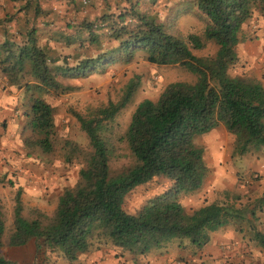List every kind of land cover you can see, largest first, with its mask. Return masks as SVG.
I'll return each instance as SVG.
<instances>
[{"label": "trees", "instance_id": "16d2710c", "mask_svg": "<svg viewBox=\"0 0 264 264\" xmlns=\"http://www.w3.org/2000/svg\"><path fill=\"white\" fill-rule=\"evenodd\" d=\"M193 3L205 21L202 35L190 33L184 38L168 33L154 14L137 8L139 0H131L129 6L112 13H102L93 21L83 17L66 24L70 29L66 27V32L61 33L63 38L58 40L62 46L82 47L87 40L98 47L104 36L118 42L108 53L111 61L118 54L129 62L134 51L140 50L149 63L180 65L195 74V80L170 83L157 99L144 98L136 105L126 130L115 140L125 144L133 164L116 176L110 170L116 149L107 132L117 112L129 101L136 83L129 81L116 103L89 109L85 115L74 112L89 147L82 150L66 140L61 147L66 150V162L79 155L83 158L75 185L59 194L51 216L34 209L31 216L23 215L21 187L13 196V229L8 245L19 247L32 240L37 255L35 264H42L47 251H59L63 258L72 261L90 249L98 250L94 241L140 256L165 248L176 239L179 248L191 247L195 253L210 241L211 232L236 219H249L253 238L264 246V233L255 228L254 212L248 208L212 201L187 212L179 202L182 194L201 187L208 170L204 148L193 142L195 136L222 125L226 133L235 136L239 155L251 148H264V85L256 78L231 77L227 73L238 59L236 46L241 40V26L253 7L264 6V0ZM207 41L217 45L215 55H195L193 49L203 48ZM52 52L38 44L34 26H29L20 40L6 37L0 44V73L7 83L17 85L27 78L22 87L30 103L29 124L36 136L33 143L46 154L53 152L56 126L53 110L43 95L72 89L62 85L58 76L102 67L106 62L87 59L72 72L58 64L60 58ZM157 175L168 179L171 186L147 199L136 213L125 211L124 196ZM4 232L0 206V246ZM184 240L186 244H181ZM0 264L25 263H15L0 251Z\"/></svg>", "mask_w": 264, "mask_h": 264}, {"label": "rangeland", "instance_id": "374dc122", "mask_svg": "<svg viewBox=\"0 0 264 264\" xmlns=\"http://www.w3.org/2000/svg\"><path fill=\"white\" fill-rule=\"evenodd\" d=\"M130 1L77 0L71 9L73 0H67L65 8L70 12L63 13V17L69 18V22L80 20L83 17H88L90 21H93L102 13H112L122 7L129 6ZM139 1L140 5L137 8L141 12L154 14L168 33L184 38L190 33L202 35L205 21L194 8L193 0ZM66 26L63 19H60L56 24V29L60 31ZM12 37H15L14 33ZM17 38L16 40H20L18 36ZM239 38L241 39L240 43L236 46L238 59L236 64L228 69V75L239 78H256L264 84V6L259 5L252 8L250 16L241 26ZM84 42L82 47L75 44L71 48H63L57 42L54 44L52 55L58 56L60 58L58 64L69 67L73 70L72 72L75 71L74 68L79 67L78 63L84 64L87 59L90 61L97 58L103 62L106 60V62L102 67H89L78 74L58 76L57 80L62 85L71 86L72 89L67 92L51 91L43 95L42 98L53 110L56 126L55 143L53 152L50 154L42 152L33 143L36 136L29 124L30 103L28 95L22 87L27 78L21 79L17 85L9 86L7 80L0 73V85H2L0 90L6 91L10 96L13 95L15 100L10 113L0 115V206L5 222L3 244L0 246V251L5 258L15 263L35 264L34 258L37 257L32 240L19 247L8 245V237L13 229V196L17 188L21 187L22 189L20 199L23 215L31 216L34 209L51 216L59 194L65 188L74 186L78 179V171L83 165L82 156H75L71 162H66L64 160L66 150L61 148L66 140L75 143L82 150L89 149L87 137L74 112L85 115L89 109L104 107L108 102L116 103L122 98L127 83L131 80L136 83V88L129 101L117 112L113 122H110L111 127L107 132L116 149L115 156L110 162L111 175L116 176L133 164V158L125 144L122 142L117 144L115 140L126 130L136 105L144 98L157 99L170 83L194 82L195 80V74L180 65L160 66L149 63L140 50L134 51L129 62H124V57L118 54H115L111 61L108 53L115 48L118 42L104 36L100 37L98 47L91 45L87 40ZM216 50L217 45L213 41H207L203 48L193 49V53L197 56L213 57ZM234 138V135L225 134L222 125H219L193 139L196 145L204 148V161L208 169L205 178L207 188L205 190L196 189L180 196L179 202L187 212L199 207L202 198L209 193L211 187H220L225 190L221 191V194L214 197L212 201H219L227 205L235 204L236 206H234L237 208L247 209V201L240 203L238 200L249 192L251 193V187L259 186L256 182L260 178L259 174L264 173V169L263 166L254 165L259 171L249 172L253 184L248 187L247 192L239 191L242 185L238 183L244 175L235 171L241 168V165L232 158L241 155L237 152L240 146L234 143ZM251 150L255 149L251 148L248 151ZM260 152L259 149L255 151L257 154H262ZM255 153L252 155L256 156ZM262 155L264 156V154ZM260 159H254L253 163L259 162ZM247 169H249L248 166L244 164L242 170L246 171ZM255 174H257L256 177H254ZM218 178L221 180L222 185L220 186L215 185ZM170 186L171 182L165 177L154 176L151 181L137 185L127 193L124 196L122 207L125 211L136 213L147 199L155 194H161ZM248 220L236 219L232 226L253 236ZM254 220L256 221V219ZM254 224L257 229L261 223L255 222ZM172 242L178 247V240L175 239ZM186 242L184 240L181 244H186ZM93 245L99 249L113 251L117 257L123 252L104 242L94 241ZM129 256L132 255L129 254ZM62 258L59 251L53 253L47 251L41 262L42 264L58 262L65 264ZM186 259L187 256L179 257L176 261L180 264H196L193 259Z\"/></svg>", "mask_w": 264, "mask_h": 264}, {"label": "crops", "instance_id": "0c3cea01", "mask_svg": "<svg viewBox=\"0 0 264 264\" xmlns=\"http://www.w3.org/2000/svg\"><path fill=\"white\" fill-rule=\"evenodd\" d=\"M76 1L77 0H73L71 9H73ZM66 2L67 0H0V44L6 37L13 38L14 40H16L17 36L21 38L22 34L25 33L29 26H34L37 30L38 44L46 46L47 49L54 52V44H56V42L59 43L60 46L63 45H61L58 40L62 37L61 33L67 30L66 28H62V30L57 31L56 24L60 19H63L65 24L69 23V18L66 19V17H63V13L66 12L68 14L70 12V10L65 8L67 6ZM36 9H38V11ZM66 27L68 28V26ZM11 33H14L15 37H12ZM63 48L66 47L63 46ZM7 85L10 86L8 83ZM1 86L2 85H0V87ZM14 101L13 95L10 96L6 91L0 90V115L10 113ZM226 132L225 130V134H228ZM256 150L258 149L248 151L244 153V155L232 158L241 165V168L235 171L244 175L243 179H240V183H238L242 185L239 190L241 193L247 192L248 187L253 184L249 172L258 170L254 165L263 166L264 169V156L262 155L264 154V148L259 149L262 154L255 153ZM254 153L256 156H253ZM256 157L261 159L259 162L253 163V160L257 159ZM244 164L249 168L246 171L242 170ZM259 175L260 178L256 182L259 186L251 187V193L249 192V194H246L245 197L240 198L238 201L240 203H245L247 201L248 210L253 211L256 222L261 223L257 230L264 233V173H260ZM205 178L201 187L198 188L199 190H205L207 188ZM217 184L219 186L222 185L219 178L215 182V185ZM221 191L224 192L225 190L220 189V187H211L210 191H208L209 193L202 198L199 206L212 201L214 197L221 194ZM211 195H213V198H211ZM249 214L248 212V215ZM175 246L177 247V245L172 242L165 248L152 249L147 254L138 257L129 256L128 253L121 252L120 250L121 253L117 257L116 253L110 250L90 249L81 253L72 261H67L65 258L62 259H64L65 264H180L176 259L187 256L186 260L193 259L196 264H264V246L255 240L253 236L245 234L244 230L235 229L232 223L211 232L210 241L201 249L196 250L195 253L191 251L193 250L191 247L181 249ZM172 247L175 248L170 250ZM56 264H61V262Z\"/></svg>", "mask_w": 264, "mask_h": 264}, {"label": "built area", "instance_id": "2783aa9c", "mask_svg": "<svg viewBox=\"0 0 264 264\" xmlns=\"http://www.w3.org/2000/svg\"><path fill=\"white\" fill-rule=\"evenodd\" d=\"M256 176H257V174L254 175V177H256Z\"/></svg>", "mask_w": 264, "mask_h": 264}]
</instances>
